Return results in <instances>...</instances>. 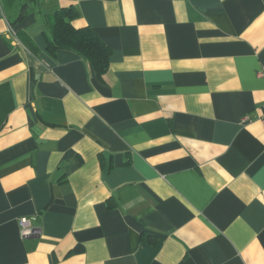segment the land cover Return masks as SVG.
<instances>
[{"label": "crops", "instance_id": "obj_1", "mask_svg": "<svg viewBox=\"0 0 264 264\" xmlns=\"http://www.w3.org/2000/svg\"><path fill=\"white\" fill-rule=\"evenodd\" d=\"M68 6L100 79L46 51ZM12 30L0 5V264H264V0H48Z\"/></svg>", "mask_w": 264, "mask_h": 264}, {"label": "trees", "instance_id": "obj_2", "mask_svg": "<svg viewBox=\"0 0 264 264\" xmlns=\"http://www.w3.org/2000/svg\"><path fill=\"white\" fill-rule=\"evenodd\" d=\"M48 0H0V5L12 29L28 15ZM77 13L72 6L60 8L44 15L48 34H46V51L55 56L59 50L73 52L86 60L92 66L97 78H101L108 69L110 49L89 29L74 28L71 21ZM16 37L31 52H36L32 40L23 33H16Z\"/></svg>", "mask_w": 264, "mask_h": 264}, {"label": "built area", "instance_id": "obj_3", "mask_svg": "<svg viewBox=\"0 0 264 264\" xmlns=\"http://www.w3.org/2000/svg\"><path fill=\"white\" fill-rule=\"evenodd\" d=\"M9 29H10V31H12L11 28H9ZM258 76L260 78L264 79V68L258 72ZM247 119L248 118H244L243 122L247 121ZM261 122L264 125V102H263V114L261 116ZM18 225H19L20 235L23 238H27V237L34 236V235L38 234V230L35 227H33V225H32V219L31 218H28V217L19 218L18 219Z\"/></svg>", "mask_w": 264, "mask_h": 264}, {"label": "bare ground", "instance_id": "obj_4", "mask_svg": "<svg viewBox=\"0 0 264 264\" xmlns=\"http://www.w3.org/2000/svg\"><path fill=\"white\" fill-rule=\"evenodd\" d=\"M8 26H9V25H8ZM9 28H10V26H9ZM9 30H10V29H9ZM12 31H13V30H12ZM12 31H11V32H12Z\"/></svg>", "mask_w": 264, "mask_h": 264}]
</instances>
